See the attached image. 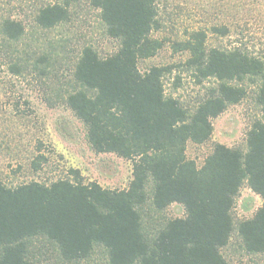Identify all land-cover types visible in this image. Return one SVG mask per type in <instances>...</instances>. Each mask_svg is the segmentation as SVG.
I'll use <instances>...</instances> for the list:
<instances>
[{
    "label": "trees",
    "instance_id": "16d2710c",
    "mask_svg": "<svg viewBox=\"0 0 264 264\" xmlns=\"http://www.w3.org/2000/svg\"><path fill=\"white\" fill-rule=\"evenodd\" d=\"M73 1L41 7L37 24L68 22ZM90 2L119 46L102 56L84 45L71 70L75 85L63 102L84 123L94 152L132 160V179L127 188L111 189L71 170L70 177L49 184L8 187L0 181V264H79L98 248L107 264H236L222 252L235 231L248 254L264 255V58L242 45L209 47V33L226 36L227 25L191 31L174 48L188 52L185 63L199 82L214 78L217 85L189 110L165 92L170 67L139 66L165 44L153 36L160 27L157 0ZM1 30L18 40L25 24L7 18ZM18 65L12 66L15 73L21 72ZM250 83L261 116L247 133V149L218 143L201 164L190 159L188 142L210 139L213 119L246 98ZM47 161L38 154L32 169ZM245 182L262 204L236 224L232 211ZM174 203L185 215L162 217Z\"/></svg>",
    "mask_w": 264,
    "mask_h": 264
},
{
    "label": "rangeland",
    "instance_id": "374dc122",
    "mask_svg": "<svg viewBox=\"0 0 264 264\" xmlns=\"http://www.w3.org/2000/svg\"><path fill=\"white\" fill-rule=\"evenodd\" d=\"M66 1L0 0V181L8 187L31 181L49 184L78 170L85 182L97 181L111 189L127 188L132 179V160L94 152L84 123L63 102L75 85L71 70L80 49L92 45L106 56L117 50L119 42L108 36L100 10L90 0L71 2L68 22L52 28L37 24L35 18L41 7ZM157 8L160 27L153 36L165 44L155 56L141 60L139 66L141 70L153 65L170 67L163 77L165 92L189 110L208 88L217 85L214 78L199 82L185 63L188 52L174 48V43L185 41L191 31L227 25L230 33L226 36L209 33V47L242 45L264 58V0H157ZM7 18L25 24V33L18 40L2 33L1 24ZM14 64L21 66L20 73L12 70ZM248 88L246 98L213 119L210 139L202 144L188 142L190 159L201 164L218 143L247 149V133L261 116L256 87L250 83ZM40 153L48 161L35 171L32 161ZM261 204L262 198L245 182L232 211L236 224L250 218ZM184 215L183 206L177 203L162 213L164 218ZM145 222L157 224L163 220ZM35 241L43 246L42 240ZM222 252L236 264H264V255L245 251L237 231ZM79 264H107L105 251L98 248L89 260Z\"/></svg>",
    "mask_w": 264,
    "mask_h": 264
}]
</instances>
